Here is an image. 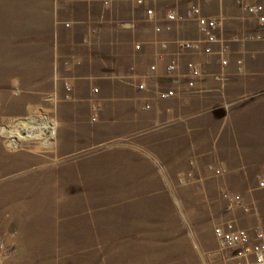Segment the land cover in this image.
<instances>
[{"label": "rangeland", "instance_id": "rangeland-1", "mask_svg": "<svg viewBox=\"0 0 264 264\" xmlns=\"http://www.w3.org/2000/svg\"><path fill=\"white\" fill-rule=\"evenodd\" d=\"M221 1L220 46L201 62L187 59L188 89L167 81L150 94L136 77L81 83L76 94L59 70L60 27L71 29L63 13L72 5L0 0V264L239 263L214 229L237 223L230 216L239 210L264 230V147L245 141L248 130L264 137V25L234 0ZM189 61L201 66L199 76ZM198 80L249 84L222 95L211 83L177 103L178 87L184 95ZM167 90L174 95L161 97ZM151 95L170 100L169 115L156 112ZM33 115L56 123L55 135L15 139L11 128ZM173 126L181 142L166 136ZM228 126L240 147L224 140Z\"/></svg>", "mask_w": 264, "mask_h": 264}, {"label": "crops", "instance_id": "crops-1", "mask_svg": "<svg viewBox=\"0 0 264 264\" xmlns=\"http://www.w3.org/2000/svg\"><path fill=\"white\" fill-rule=\"evenodd\" d=\"M65 3L66 6L75 5L76 9H73L72 6L69 9L76 10V13L65 15L69 9L63 13L64 17L72 20L73 23L71 29H67L63 24L60 27L61 32L58 40L60 79L69 80L68 82L74 86L76 94H78L77 86L81 83L95 85L97 82L103 85L105 80L115 83L111 80L118 82L119 80H134L136 77L145 82L150 94L153 93V90L157 91L156 89L162 88L167 81L181 82L178 84L185 82V88H187V81L184 80L188 74L187 59L195 58L201 62L200 59L203 57L201 55L205 54L203 51H183L179 47V42L182 40H196L202 37L198 22L187 17L189 8L194 4H199L206 15H213L211 13L218 11V14L214 16L224 17V13H226L221 0L212 3L203 0H146L144 5L138 4L136 0H109L108 5L104 4V0H65ZM80 4L84 5V9H77V5ZM148 7L154 9V19L149 18ZM169 12H175L178 18L172 21L168 20ZM157 26H161V30H157ZM164 42H167V48H163ZM135 44L140 45L139 50H136ZM219 46V44L216 45L217 48ZM65 56H71V66H65ZM172 58H177L178 67L173 74H168L167 65ZM153 65L156 68L152 71ZM244 81L198 80V84L193 88L189 87L191 90L184 92V95L180 93L181 87L179 86L178 99L175 101L180 104L190 102L191 100H186V94L191 91L194 96H196V91L204 94L201 91L209 90L211 83L219 84L220 94L233 95L231 93L233 86L240 85L241 88H244L249 84H245ZM247 81H252L255 86L261 80ZM91 85L89 86L91 87ZM117 87L116 92H119L120 87ZM127 98L125 97L124 100ZM157 98L159 97L151 95L149 99L153 101L156 112L160 115L164 113L163 115L166 116L168 113L163 111L171 102ZM134 112L130 116L135 119L138 115L136 111ZM139 116L142 115L139 114ZM175 127H169L168 130L171 134L166 136L173 143L181 142V136L177 133V129H174ZM230 128L233 127L228 126V130ZM234 130L236 129L233 128V132H230L224 140H228L229 147L232 146V142L235 143L234 147H240L238 144L242 142V138L238 135L237 130ZM248 131L250 136L245 141L254 143L251 146L256 148L264 147V137L258 135L259 132H254V130ZM240 205L243 206V204ZM230 217L241 227L252 229L256 226L251 216H245L242 211L238 210ZM252 231L254 232L253 229Z\"/></svg>", "mask_w": 264, "mask_h": 264}, {"label": "built area", "instance_id": "built-area-1", "mask_svg": "<svg viewBox=\"0 0 264 264\" xmlns=\"http://www.w3.org/2000/svg\"><path fill=\"white\" fill-rule=\"evenodd\" d=\"M138 3L145 4L146 0H137ZM207 3H212L216 0H203ZM237 6L243 8L251 17L255 18L260 24L264 25V0H234ZM148 16L151 19L155 18L153 8L147 10ZM187 17L195 18L199 25V31L202 34L200 39L182 40L179 42V47L183 51H198L202 50L205 53H214L215 46L220 42L219 31L223 27L224 19L221 16L206 15L203 13L202 6L199 4L192 5ZM168 20H176L178 18L175 12L167 14ZM182 18V16H180ZM69 26V23H66ZM161 30V26L157 27ZM166 47V45H164ZM224 46L223 51L226 49ZM223 64L228 63L226 57L221 58ZM242 61H238V64ZM178 67L177 58H173L167 65L168 72H175ZM241 67V66H240ZM156 66L153 65L152 69ZM188 68L192 76H199L201 69L198 63L189 61ZM143 88L144 85H141ZM174 90H167L161 93V97H171L174 95ZM93 119H97L95 112ZM220 170V169H218ZM223 171V170H222ZM221 170L219 173L222 172ZM264 185V182H261ZM223 196L231 202L241 203V195H233L224 193ZM247 211L248 208H245ZM214 234L219 242V247L222 251L229 250L232 256L239 259L238 264H264V231L260 227H256L254 232H250L247 228L239 226L234 221H226L220 223L214 229Z\"/></svg>", "mask_w": 264, "mask_h": 264}, {"label": "bare ground", "instance_id": "bare-ground-1", "mask_svg": "<svg viewBox=\"0 0 264 264\" xmlns=\"http://www.w3.org/2000/svg\"><path fill=\"white\" fill-rule=\"evenodd\" d=\"M49 123L50 122H46L45 124H42L38 121L37 116L33 115L32 117L30 116L29 118H26L23 121L19 122L17 125H15V127H12L11 128L12 132H10V134L15 135L14 138L18 140H21L22 137H26V138L50 137L51 138L53 137V135H55L54 132L56 131V123L55 124L51 123L50 125Z\"/></svg>", "mask_w": 264, "mask_h": 264}]
</instances>
